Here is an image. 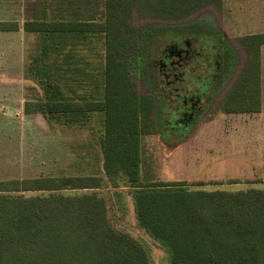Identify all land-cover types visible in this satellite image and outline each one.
Returning <instances> with one entry per match:
<instances>
[{
  "label": "trees",
  "instance_id": "16d2710c",
  "mask_svg": "<svg viewBox=\"0 0 264 264\" xmlns=\"http://www.w3.org/2000/svg\"><path fill=\"white\" fill-rule=\"evenodd\" d=\"M206 5L220 7L222 0H103L102 21L93 24L103 38L100 101L81 106L52 85L34 104L47 118L66 111L58 115L86 118L87 111H103V174L0 181V264H149L144 246L110 225L105 197L93 190L100 187L129 188L137 224L165 249L167 264H264V187L208 190L184 181L143 180L141 174L142 135L154 125L163 130L162 114L181 129L178 114L193 112L201 100L216 96L237 57L210 22L136 26L131 13L179 20ZM65 24L73 29L82 23ZM5 25L0 22V30ZM192 41L211 49L193 82L196 89L184 75L195 51L181 58L169 55ZM240 41L247 56L238 79L220 99L225 113L260 109L264 33ZM163 44L166 53L156 67L151 59ZM135 75L145 93L136 90ZM188 97L197 103L184 104Z\"/></svg>",
  "mask_w": 264,
  "mask_h": 264
},
{
  "label": "rangeland",
  "instance_id": "374dc122",
  "mask_svg": "<svg viewBox=\"0 0 264 264\" xmlns=\"http://www.w3.org/2000/svg\"><path fill=\"white\" fill-rule=\"evenodd\" d=\"M4 1L6 16H10L9 20H12L14 1ZM40 3V0L32 3L33 16L38 15L36 6ZM252 4L244 0H223L222 7L206 5L179 20L141 16L135 10L131 13L130 22L136 26L158 23L175 25L197 20L210 22L226 40L229 39L237 57L236 65L219 93L210 100L200 101L198 109L194 111V120L191 118L192 122L186 121L179 129L174 122L167 123L168 115L162 114L163 130L154 125L150 133L142 135L140 151L143 180L184 181L192 188L208 190L264 187L262 168L258 167L261 163L255 162V148L260 147V141L261 144L264 142V129L240 127L235 130L234 127L238 126L234 125V121L246 115L226 114L220 106V99L238 79L247 56L239 37L264 30L259 19L246 11L252 9ZM10 42L13 40L1 44V57L14 56L13 49L9 48ZM190 45L196 57L187 65L184 75L195 87L193 82L203 73L207 64L206 57L211 49L206 44L195 41ZM164 46L165 44L151 59L156 67L166 53L163 54ZM85 53L89 54L87 50ZM133 79L136 90L145 93L143 82L136 75ZM2 86H6L5 83L0 84V94L5 92L6 95L12 91V85L8 89ZM35 93L36 91L31 92L33 96H37ZM166 101L177 104L174 97H167ZM182 102L192 106L197 103V98L188 97ZM6 104H0V181L103 174L100 147L103 114L95 113L86 118L75 119L55 114L47 120L41 115L21 112L14 102ZM211 137L221 140L224 137L235 138L238 143L227 146L207 145L206 141H210ZM259 153L260 159L263 158V151L260 150ZM199 181L203 184H195ZM93 190L105 197L110 225L140 242L147 252L149 264H167L165 249L137 224L129 188L100 187ZM115 191L122 192L117 196ZM33 193L34 191H28L26 194Z\"/></svg>",
  "mask_w": 264,
  "mask_h": 264
},
{
  "label": "crops",
  "instance_id": "0c3cea01",
  "mask_svg": "<svg viewBox=\"0 0 264 264\" xmlns=\"http://www.w3.org/2000/svg\"><path fill=\"white\" fill-rule=\"evenodd\" d=\"M13 1V19L9 20L11 18L7 17V11L5 12L6 1L0 0V22L6 24L4 29L0 30V49L2 43L12 39L13 42L8 44L14 53L12 58L0 55V84L5 83L6 86L2 87L7 89L12 85L10 93L7 92L5 95L4 92V96L0 94V104L14 102L21 112L42 116L41 112L35 109L34 104L43 100L45 90L50 89L52 85H57L63 98L81 106L88 101H100L104 64L103 38L102 32L93 24L102 21L103 0H40L41 3L36 6L39 12L37 16L32 15V3L37 0ZM244 1L253 3L252 9L246 11L252 13V16L258 18L264 25V0ZM244 12L245 9L243 15ZM34 23H44V26L36 28ZM65 23L82 24L70 29ZM54 24L57 26L56 30ZM256 33H264V30L246 33L239 39ZM227 41L229 42V39ZM86 50L90 55L85 53ZM259 58L260 109L254 112H237V115L246 116L242 119L238 117L234 121V125L238 126L234 127L235 130L240 127L252 130L264 129V44L259 47ZM35 91L37 96L31 94ZM63 113L67 111L56 114ZM95 113L103 114V111H87L89 115ZM236 143L238 142L235 138L227 137L222 140L211 137L210 141H206L207 145L217 146ZM260 144L261 141L258 144L260 147L255 148L257 155L255 162L261 163L258 167L262 168L264 177V157L260 159L259 155L260 150L264 153V142L262 146Z\"/></svg>",
  "mask_w": 264,
  "mask_h": 264
},
{
  "label": "flooded vegetation",
  "instance_id": "af4514ba",
  "mask_svg": "<svg viewBox=\"0 0 264 264\" xmlns=\"http://www.w3.org/2000/svg\"><path fill=\"white\" fill-rule=\"evenodd\" d=\"M187 44H186V47H183L181 49H179L178 47L175 46V48L172 51L169 50V55H172V57L176 56L178 58L185 57L186 55H188V52L192 50L191 47ZM178 117H180L179 121H181V123L184 125L186 121L189 120V122H190L191 118L193 119L195 117V115H194V111H193V112H187V113L185 112L183 114L182 113L178 114Z\"/></svg>",
  "mask_w": 264,
  "mask_h": 264
}]
</instances>
